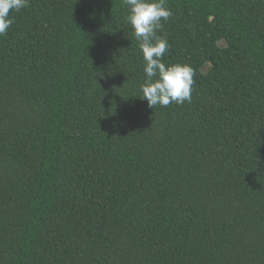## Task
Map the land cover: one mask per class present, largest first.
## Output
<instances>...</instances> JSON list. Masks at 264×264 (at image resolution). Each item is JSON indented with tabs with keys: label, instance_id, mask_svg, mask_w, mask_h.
Masks as SVG:
<instances>
[{
	"label": "trees",
	"instance_id": "trees-1",
	"mask_svg": "<svg viewBox=\"0 0 264 264\" xmlns=\"http://www.w3.org/2000/svg\"><path fill=\"white\" fill-rule=\"evenodd\" d=\"M153 109L125 0H27L0 36V264H264V0H166Z\"/></svg>",
	"mask_w": 264,
	"mask_h": 264
},
{
	"label": "clouds",
	"instance_id": "clouds-1",
	"mask_svg": "<svg viewBox=\"0 0 264 264\" xmlns=\"http://www.w3.org/2000/svg\"><path fill=\"white\" fill-rule=\"evenodd\" d=\"M126 22L133 29L144 61V81L139 85L141 98L150 108L191 102L194 72L187 64H165L163 57L170 45L157 31L173 15L166 0H125ZM27 0H0V36L12 24L10 11L26 7Z\"/></svg>",
	"mask_w": 264,
	"mask_h": 264
}]
</instances>
